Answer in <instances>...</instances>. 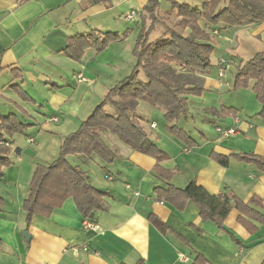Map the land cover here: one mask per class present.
Here are the masks:
<instances>
[{
	"label": "crops",
	"instance_id": "obj_1",
	"mask_svg": "<svg viewBox=\"0 0 264 264\" xmlns=\"http://www.w3.org/2000/svg\"><path fill=\"white\" fill-rule=\"evenodd\" d=\"M151 1L0 0V110H14V103L21 111L17 114L32 129L7 135L13 164L0 179V195L5 199L0 209V264H193L198 255L204 264H264V223L246 219L251 229L240 221L239 209L233 208L222 229L204 220L193 202L177 206L159 200L155 192V187H166L167 183L185 187L195 181L211 193L233 192L245 202L252 197L261 198L262 205L257 208L264 213V175L253 164L233 156H264V116L259 114L262 105L252 82L247 88L234 89L236 65L231 61V57L249 60L264 52V22L213 31L214 68L206 75L203 95L190 97L192 116L188 115L185 122L196 146L184 145L172 135L167 121L162 132H157L155 121L150 122L155 134L146 131L168 154L161 165L172 174L159 175L154 168L156 158L132 148L126 152L121 148L123 152L117 154L111 170L105 172V163L99 158L83 160L71 155L69 161L86 170L91 182L107 193L105 207L96 212L92 226L87 225L89 220L73 198L65 200L50 216L36 214L27 222L23 202L40 163L36 158L40 144L43 140L56 144L49 153L53 161L63 137L74 132L115 86L99 81L100 77L103 81V66H115L112 58L104 54L119 57L121 52H112V48L123 51L125 42L132 37L130 34L124 40L111 42L102 52L88 48L79 61L61 50L69 37L92 30L138 35L144 25L141 14ZM155 1L158 12L163 14L171 9L173 1L201 6L204 0ZM164 4L168 8L163 9ZM132 10L139 11L140 18L129 23L123 14ZM149 21L147 18V27ZM221 59L227 61L223 77L219 76ZM80 74L84 79L79 78ZM15 85L24 89L31 100H24L13 88ZM25 85L42 87L40 107ZM232 90H241L246 96L252 90L257 102L250 105L247 98L241 107L227 104L219 108V98ZM141 102L137 109L143 108ZM200 120L212 123L215 129L205 131L206 126L198 125ZM222 126L237 128L240 133L223 137L217 131ZM212 153L232 155L229 165H221ZM150 214L154 220L149 219Z\"/></svg>",
	"mask_w": 264,
	"mask_h": 264
},
{
	"label": "trees",
	"instance_id": "obj_2",
	"mask_svg": "<svg viewBox=\"0 0 264 264\" xmlns=\"http://www.w3.org/2000/svg\"><path fill=\"white\" fill-rule=\"evenodd\" d=\"M158 8V2L153 0L144 8L143 16L141 14L144 25L134 47L137 60L134 70L109 90L74 132L63 137L57 158L50 163L36 165L28 195L23 202L28 223L36 214L50 216L68 198L74 199L86 220L95 221L96 212L105 207L107 193L97 188L88 172L80 165L72 164L68 157L79 156L83 160L97 157L105 164H112L117 154L104 140L107 131L133 150L156 158L154 168L159 175L172 174L161 165L168 154L150 137L142 118L134 114L140 100L163 108L169 132L184 145L196 146L191 132L181 122L188 119L190 97L203 95L206 75L214 68L212 56L216 41L213 31L264 22V0H204L201 6L173 1L167 14L176 15L175 27L181 30L170 28L151 42V31L160 22ZM147 18L151 21L149 27L146 25ZM128 34L129 31L97 30L76 34L68 38L61 52L79 61L86 49L94 48L102 52L111 42L124 40ZM231 61L236 65L234 89L247 88L252 82V89L262 105L259 114L264 116V52L257 53L249 60L231 57ZM141 71L146 76L145 80L139 78ZM13 88L24 100H31L24 89L17 85ZM108 105L113 107V113L106 110ZM29 126L16 112L0 116V179L5 176V169L13 164L7 135L23 133ZM231 156L212 153V157L223 166L229 165ZM233 156L253 164L258 173L264 175V156L254 153H234ZM155 192L159 200L177 206L187 201L193 202L204 220H210L222 229H225V220L233 208L239 209L240 221L251 229V223L246 219L264 223V213L257 208L262 205L258 197L245 202L233 192L211 193L195 181L185 187L167 183L166 187H155ZM4 205L5 199L0 195V209ZM149 219H155L153 214L149 215ZM136 264L146 263L139 261ZM193 264H204V260L198 255Z\"/></svg>",
	"mask_w": 264,
	"mask_h": 264
},
{
	"label": "rangeland",
	"instance_id": "obj_3",
	"mask_svg": "<svg viewBox=\"0 0 264 264\" xmlns=\"http://www.w3.org/2000/svg\"><path fill=\"white\" fill-rule=\"evenodd\" d=\"M167 5L168 4H164L162 8L163 9L168 8ZM158 19H159L160 22H158L156 24V28L151 31V35H150V39H149V41H151V42L157 40L162 33H164L166 30H168L170 28H176L177 30H181V28L175 27V23L177 21V17H176L175 14L174 15H168L167 13H163V14L159 13V18ZM133 21H127V22L130 23V22H133ZM149 23H150V21H149ZM124 32L125 31H122L121 33H124ZM139 32L138 33L136 32V33L139 34ZM129 35H130V38L131 37L132 38L125 42V46H124V50L123 51H121V49H119L118 47L112 48V50H111L113 52L114 50L118 49V53L121 52L119 54V57L115 56V55H113V54H111L109 52L104 54V55H109V57L112 58V62L115 64V66H113V67L110 66V68H113V71H111V72L109 70L110 68L103 69L104 66L102 67L101 73H102L103 81H102V79L100 77V80H99L100 82H106V83H109L110 86H114V85L118 84L121 80H123L122 78H125L126 76L130 75V73L134 70V67H135V64H136L137 60H136V57L133 54H134V47L136 46V41H137V36L138 35H134V37H133L132 33H129L128 36ZM105 66L107 67V65H105ZM66 69H67V67H66ZM227 77H228V74H227ZM139 78H141L142 80L146 79V76H145L143 71H141V73L139 75ZM24 88H25V90H27L36 99V103L39 106V104H41V99L43 98L42 97L43 96L42 95V87H40V86L30 87L29 85H25ZM194 98H196V97L195 96L191 97V99H194ZM247 98L249 100V104L250 105L252 103H256L257 102V100L255 99L254 92L252 90H248L247 91V96L244 95L243 91H241V90L228 91V92H225L224 94H222L221 98H219V102L220 103H219L218 107L221 108V107H223L222 105H227V104H235L238 107L239 106L241 107V105L244 104V101ZM14 105L15 104L13 103L14 110L11 109L10 107H8V110H10V111H6L7 109H5V110L3 109V110H0V113L3 114V115H7L10 112H16V113L21 112L19 107H17V109H16L14 107ZM29 105H32V104H29ZM142 106H143V108L142 109H136L134 114L137 117L142 118V122H143V125L146 128V130L149 133L152 132V134H155V130L152 129L151 126H150V122L155 121L156 124H158V126H159L157 132L158 131L162 132L165 129V126H166V119H165V116H164V113H165L164 109L160 108V107H157V106H153L152 104H150L146 100H142L141 107ZM106 110L109 113H113L114 112V109H113V107L111 105H108ZM91 112L92 111H90L89 113H91ZM189 115L192 116V113L189 114ZM196 115L197 114H195L194 116H196ZM197 118H199V117H197ZM185 122H186V120L183 119L181 125L185 129L190 130L189 125H186ZM205 124L202 123L201 120L198 122V125L200 127H201V125L206 126L204 128L205 131L212 132L215 129V127H213L211 125L212 123L207 122ZM192 127H194V126L192 125ZM31 130H32L31 128H27L26 129L27 132H30ZM104 140L109 145L112 146V149L116 152V154H119V153H121L123 151L126 152L125 149H130L131 148L130 146L124 144L112 132H108L107 131L106 133H104ZM55 146H56V144L54 142L49 143V142H46L45 140H43L42 143L39 146L40 149L37 150V152L39 153V155H37V157H36V158H38L37 161H39L40 163H50V162H52L50 160L51 159V155L50 154L53 152V148H55ZM121 148H123V151L121 150ZM58 152H60V150ZM58 155H57V157H58ZM122 163H123V161H121V165H122ZM111 165L112 164H107L106 163L105 166H104L105 169H103L102 172H105L107 170H111V168H112Z\"/></svg>",
	"mask_w": 264,
	"mask_h": 264
},
{
	"label": "built area",
	"instance_id": "obj_4",
	"mask_svg": "<svg viewBox=\"0 0 264 264\" xmlns=\"http://www.w3.org/2000/svg\"><path fill=\"white\" fill-rule=\"evenodd\" d=\"M123 18L127 21H133V20H138L140 18V14L139 11L137 10H132V11H128L127 13L123 14ZM227 71V61L225 59H221L220 63H219V76L223 77L225 75ZM80 79H84V77L80 74L79 75ZM54 120H56V118H54ZM152 126H155V124H152ZM217 131L223 136V137H229L232 135H237L238 133H240V130L237 128H233V127H228V128H223V127H218ZM33 139H30V141H32ZM107 177L110 179L112 178L110 175H107ZM88 226H92L93 223H87ZM182 258H184L181 255ZM187 259V258H186ZM45 264H51V263H45Z\"/></svg>",
	"mask_w": 264,
	"mask_h": 264
},
{
	"label": "water",
	"instance_id": "obj_5",
	"mask_svg": "<svg viewBox=\"0 0 264 264\" xmlns=\"http://www.w3.org/2000/svg\"><path fill=\"white\" fill-rule=\"evenodd\" d=\"M24 235H25L26 239L29 241L30 240V234L28 233V231L24 232Z\"/></svg>",
	"mask_w": 264,
	"mask_h": 264
}]
</instances>
